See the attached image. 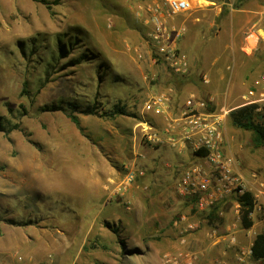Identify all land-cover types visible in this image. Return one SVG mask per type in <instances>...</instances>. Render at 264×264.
<instances>
[{"label": "rangeland", "instance_id": "374dc122", "mask_svg": "<svg viewBox=\"0 0 264 264\" xmlns=\"http://www.w3.org/2000/svg\"><path fill=\"white\" fill-rule=\"evenodd\" d=\"M151 1L0 0V264H211L210 235L243 231L233 212L226 231L225 207L180 235L184 226L173 221L187 210L173 186L196 158L139 146L134 126L145 92L208 86L210 46L229 42L223 17L244 2L264 10V0H201L200 10L176 19L177 48L189 38L205 69L190 59L192 83L152 62L142 15ZM194 91L220 115L224 153L260 190L249 235L264 234V146L255 148L251 132L229 118L242 100L218 93L208 101ZM247 106L264 125V103ZM117 108L123 113L112 115ZM133 168L134 182L124 186Z\"/></svg>", "mask_w": 264, "mask_h": 264}, {"label": "built area", "instance_id": "2783aa9c", "mask_svg": "<svg viewBox=\"0 0 264 264\" xmlns=\"http://www.w3.org/2000/svg\"><path fill=\"white\" fill-rule=\"evenodd\" d=\"M200 2L201 0H152L142 9V15L148 14L145 17L148 26L146 39L153 55L152 62H161L165 69L179 77L189 74L190 62L177 48V38L183 29L174 22L178 17L200 8ZM203 79L205 83L208 82L206 77ZM260 103H264V76L256 80L253 88L242 96L240 107ZM205 104L200 102L189 105L184 111L174 114L170 110V97L167 93L147 91L144 93L142 120L134 126L139 146H168L179 154L187 151L196 158L184 167L173 186L174 195L184 202L187 210L186 215L182 214L173 221L174 227L183 224L180 235L195 230L198 227L196 219L199 220L200 216L206 217L212 213L223 216L225 207L236 215L237 222L240 223L245 195L252 199L248 219L251 220L255 211L259 210L255 199L260 195V190L249 185L238 172L235 159L224 153L220 115L206 111ZM146 115L155 120L156 117L163 119L162 132L157 129V120L151 121L145 118ZM135 177L136 169H130L125 174L124 186L132 184ZM191 217L195 220H190ZM243 231L251 234L250 229L244 228ZM180 240L183 243L185 237ZM251 246L244 255L251 257Z\"/></svg>", "mask_w": 264, "mask_h": 264}, {"label": "crops", "instance_id": "0c3cea01", "mask_svg": "<svg viewBox=\"0 0 264 264\" xmlns=\"http://www.w3.org/2000/svg\"><path fill=\"white\" fill-rule=\"evenodd\" d=\"M197 9H201V4L200 8ZM197 9L194 11H198ZM192 12L190 13L192 14ZM194 19L196 21L200 20L198 17ZM221 22L229 42L225 44L223 49L216 51L210 46L213 57L208 62L209 66L205 68L206 71L210 68L208 71L210 77L208 86H202L201 82H197V87L185 83L176 96L173 91L167 92L170 97V110L174 114L184 111L189 105L202 102V100L200 101V95L194 91L197 88L202 89L203 95L205 94L204 96L207 97L208 101H213L214 94L218 93L219 96L225 99L242 100V96L252 86V83L264 76V10L251 9L244 2L242 7L237 10L230 9ZM185 40L187 44L181 42V52L186 55L183 50L187 49V52H189L186 55L187 58L189 60L191 58L195 59L197 62L198 70L196 71H205V69H202L203 66L200 65L199 47L190 43L189 38ZM224 55L226 57L223 60L222 56ZM190 63L192 64L191 60ZM189 78L188 82L192 83ZM156 120L157 125L162 128L164 126L163 119L156 117ZM174 197L179 201V204L175 202L177 206L185 210L184 202L175 195ZM233 217L232 211L226 214L224 219L226 231L230 229ZM228 233L210 235L209 253L212 258L211 264H259L249 258L248 255H242L243 252L248 253L254 236H250L242 230L235 232L229 230ZM196 244H200V240H197Z\"/></svg>", "mask_w": 264, "mask_h": 264}, {"label": "trees", "instance_id": "16d2710c", "mask_svg": "<svg viewBox=\"0 0 264 264\" xmlns=\"http://www.w3.org/2000/svg\"><path fill=\"white\" fill-rule=\"evenodd\" d=\"M189 74L185 77L188 79ZM255 106H244L230 111L229 118L232 125L238 129L249 131L252 134L251 142L255 148L264 146V125L256 122L254 119ZM90 114H94V109L89 111ZM111 115L112 113L109 112ZM123 110L117 108L114 114H121ZM72 122L79 127V121L76 117L70 116ZM241 210V225L245 229H249L252 226V221L248 219V213L252 210V199L249 195H245L243 198ZM251 258L253 261L259 264H264V234L259 233L254 237L251 246Z\"/></svg>", "mask_w": 264, "mask_h": 264}, {"label": "bare ground", "instance_id": "6f19581e", "mask_svg": "<svg viewBox=\"0 0 264 264\" xmlns=\"http://www.w3.org/2000/svg\"><path fill=\"white\" fill-rule=\"evenodd\" d=\"M19 261H22V258H21V259H19Z\"/></svg>", "mask_w": 264, "mask_h": 264}]
</instances>
